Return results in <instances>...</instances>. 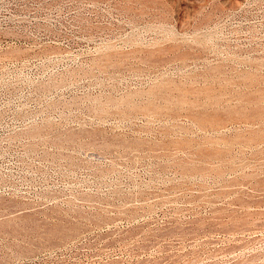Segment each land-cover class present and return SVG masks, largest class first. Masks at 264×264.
Returning <instances> with one entry per match:
<instances>
[{
  "label": "rangeland",
  "instance_id": "rangeland-1",
  "mask_svg": "<svg viewBox=\"0 0 264 264\" xmlns=\"http://www.w3.org/2000/svg\"><path fill=\"white\" fill-rule=\"evenodd\" d=\"M0 264H264V0H0Z\"/></svg>",
  "mask_w": 264,
  "mask_h": 264
},
{
  "label": "bare ground",
  "instance_id": "bare-ground-1",
  "mask_svg": "<svg viewBox=\"0 0 264 264\" xmlns=\"http://www.w3.org/2000/svg\"><path fill=\"white\" fill-rule=\"evenodd\" d=\"M260 111V110H259Z\"/></svg>",
  "mask_w": 264,
  "mask_h": 264
}]
</instances>
